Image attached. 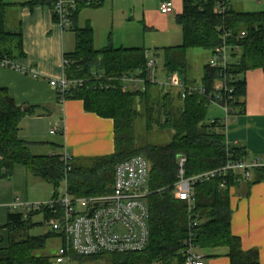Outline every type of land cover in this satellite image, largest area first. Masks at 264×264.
Returning <instances> with one entry per match:
<instances>
[{
    "label": "trees",
    "instance_id": "obj_1",
    "mask_svg": "<svg viewBox=\"0 0 264 264\" xmlns=\"http://www.w3.org/2000/svg\"><path fill=\"white\" fill-rule=\"evenodd\" d=\"M54 2L0 0V60L24 55L20 22L15 29H9V13L16 16L14 9L25 5L53 8ZM104 3L105 0H84L74 14L70 28L75 32L76 46L73 52L65 54V74L69 79L89 81L83 87L71 89L63 99L83 100L87 111L114 120V153L95 158L90 165L72 158L68 173L62 154H31L19 136V125L26 112L6 88L0 87V178H11L14 167L22 165L30 174L52 184L55 196H58V188L66 177L68 189L75 196H99L112 192L118 164L142 155L151 164L148 181L151 194L147 198L150 241L143 251L113 254L112 264H183L190 218L187 203L173 194L178 180L179 157L187 158L186 176L190 177L249 155L238 144L227 143L223 124L217 120L208 121L206 99L191 95L183 100L176 91L164 93L150 80L151 70L144 47H115L111 42L100 49L95 47L94 29L91 24L80 27L78 13L86 6L99 8ZM177 21L182 26L183 42L164 47L165 71L169 74L177 71L190 83L187 77L188 51L202 48L212 52L223 42V31H230L233 35L227 42L238 45L240 52L233 53L235 59L225 72L234 76L231 82L235 87L234 105L244 110V74L250 70H264V10L238 11L230 0L225 14H220L217 0H184L183 12ZM222 69L204 65L202 84L208 90H213ZM96 76L100 78L96 79ZM125 77L128 79L124 80ZM135 78L146 79L144 90L133 88L129 79ZM143 119L145 124H142ZM156 128L172 130V139L165 145L151 143L148 134ZM240 175L230 171L226 176L219 175L195 184L193 216L200 222L197 246L208 256H216L215 250L225 249L231 264H260L258 250L245 251L241 239L231 231L233 211L229 196ZM223 182L225 186H222ZM38 214H44L47 220L52 217L48 209L10 210L6 240L0 235V264H52L48 257L37 253L45 247L47 236L29 233L38 224L32 221Z\"/></svg>",
    "mask_w": 264,
    "mask_h": 264
},
{
    "label": "crops",
    "instance_id": "obj_2",
    "mask_svg": "<svg viewBox=\"0 0 264 264\" xmlns=\"http://www.w3.org/2000/svg\"><path fill=\"white\" fill-rule=\"evenodd\" d=\"M29 1L31 0H15L17 3ZM174 2L176 11L164 14L160 10V13L178 22L177 18L183 12L184 0ZM14 11L21 26L24 55L10 59L16 68L0 67V87L6 88L16 103L22 109L25 108L26 114L19 125L21 140L35 156L69 152L79 163L113 154L114 120L87 111L83 100H60L56 89L49 84L53 78L66 76L65 54L73 52L75 48L73 51L72 48L76 46V39L68 33L70 27L64 30L56 21L53 8L48 5H25L16 7ZM124 47L141 46L129 44ZM180 76L185 78L182 74ZM244 77L245 107L244 110L239 107L238 113L230 120L227 137L232 144L237 142L240 147L245 148L247 155L264 157V70H250ZM53 128L56 129L55 133H52ZM262 174L264 176V172L256 169L250 180H245L240 175L237 184L231 187L229 196L233 211L231 231L241 239L245 251L258 250L260 264H264ZM30 183H46L48 186L45 194L32 195L28 188ZM54 194L52 184L30 174L26 167L16 165L11 178H0V235L6 240V224L13 206L20 205L22 210L27 203L47 201L54 198ZM199 251L204 255V264H231L223 248L213 251L218 254L216 256H208L206 252Z\"/></svg>",
    "mask_w": 264,
    "mask_h": 264
},
{
    "label": "built area",
    "instance_id": "obj_3",
    "mask_svg": "<svg viewBox=\"0 0 264 264\" xmlns=\"http://www.w3.org/2000/svg\"><path fill=\"white\" fill-rule=\"evenodd\" d=\"M82 1L84 0H55L53 10L56 21L64 30L73 23L74 14ZM229 2L230 0H217V9L220 14H225ZM160 10L164 14L173 13L172 0H162ZM232 35L230 31H223V42L211 52L209 57L211 67L223 68L214 82L212 91L202 83L186 82L177 71L168 74L165 82L157 76L153 77L152 72L157 65L150 57V53L146 52L147 65L151 70L150 80H153L164 93L176 91L183 100L191 95H199L208 101L209 106L213 103L218 104L223 109L225 117L217 121L225 126L226 134L228 124L238 113L239 108L234 105L235 87L231 85L234 76L225 72L235 59L233 53L240 52L238 45L227 42ZM229 49H231V56L228 53ZM64 64H67V60ZM0 67L16 68L13 61L7 58L0 60ZM95 78L99 79L100 76ZM129 80L133 83L134 89H145L146 79ZM88 81V79H69L63 76L51 79L49 84L56 89L59 98L64 100L63 96L71 89L83 87ZM94 86H97L96 83ZM55 132L56 129L53 128L52 133ZM227 143H231L228 137ZM233 144L236 145L237 142ZM71 160L72 156L69 152L62 153V161L67 166V173L71 170ZM186 162L185 156L179 157L178 180L173 189L175 198L187 203L190 218L188 237L184 242L183 264H204V255L197 246V227L200 222L193 216L195 184L219 175L226 176L230 171L240 173L243 179L250 180L254 170H264V157L251 155L245 159L229 160L226 166L190 177L186 176ZM150 171L151 164L148 159L142 155H135L117 165L111 193L77 197L69 191L66 177L64 182L67 188L62 197L58 195L47 201L27 203L23 209L28 211L51 210L52 217L48 222L55 232L63 236L64 244L56 256L55 264H72V254L95 256L102 253L121 254L145 250L150 241L148 224L150 209L147 203V198L151 194L148 187ZM222 186H225V182ZM12 209L20 210L21 208L20 205H15Z\"/></svg>",
    "mask_w": 264,
    "mask_h": 264
},
{
    "label": "rangeland",
    "instance_id": "obj_4",
    "mask_svg": "<svg viewBox=\"0 0 264 264\" xmlns=\"http://www.w3.org/2000/svg\"><path fill=\"white\" fill-rule=\"evenodd\" d=\"M175 9V2L172 0ZM233 6L238 11L243 12H261L264 10V0H232ZM162 3V1H161ZM160 0H105L102 7H84L78 13L80 27L91 24L94 29L95 47L97 49L107 46L112 41L115 47L124 45L145 46L150 57L156 62L153 69V77H158L162 81H167L165 71V57L163 49L169 45H178L183 42L182 26L160 13ZM136 6V10L134 7ZM9 29H15L17 18L14 13L8 16ZM69 36L75 38V32L68 30ZM75 47L72 48V51ZM232 55L231 49L228 51ZM160 54L159 58L154 57ZM211 51L202 48L190 49L187 53L188 71L187 77L190 83L200 84L202 82L203 67L210 63ZM183 77H185L183 75ZM185 79V78H184ZM225 113L216 103L208 108V121L223 119ZM145 124V119L142 120ZM144 130V129H143ZM151 143L157 145L167 144L173 137V131L169 129H154L148 134ZM84 165L92 164L91 159L81 162ZM40 182V181H36ZM47 184L30 183L28 188L34 196L45 194ZM53 191L52 187H49ZM66 182H61L58 188V194L62 197L66 193ZM54 192H56L54 188ZM55 195V194H54ZM32 221L38 223L33 226L29 233L32 236H47L44 248L37 251L39 255L46 256L52 264L56 263V256L64 244L61 233L53 230L52 225L48 222L44 214H38L33 217ZM113 254L104 253L95 258L90 256H80L72 254V264H112Z\"/></svg>",
    "mask_w": 264,
    "mask_h": 264
},
{
    "label": "water",
    "instance_id": "obj_5",
    "mask_svg": "<svg viewBox=\"0 0 264 264\" xmlns=\"http://www.w3.org/2000/svg\"><path fill=\"white\" fill-rule=\"evenodd\" d=\"M154 56H155V57H156V56H157V57H160V54H155ZM24 109H25V108H23V111H25ZM91 212H93V210H92Z\"/></svg>",
    "mask_w": 264,
    "mask_h": 264
}]
</instances>
